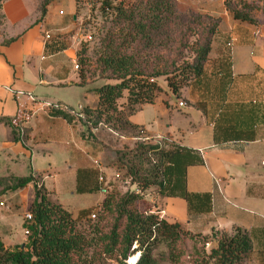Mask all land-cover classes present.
Here are the masks:
<instances>
[{
  "label": "crops",
  "instance_id": "crops-1",
  "mask_svg": "<svg viewBox=\"0 0 264 264\" xmlns=\"http://www.w3.org/2000/svg\"><path fill=\"white\" fill-rule=\"evenodd\" d=\"M242 1L255 4L248 10L252 21L234 17L224 0H177L219 18L202 71L179 95L163 79L168 88L165 96L158 90L152 101L143 102L128 118L198 149L202 157V162L185 167L187 198L144 191L150 195L151 208L192 232L245 228L251 242L248 262L264 264V0ZM60 2L50 0L39 19L19 18L17 27L4 35L12 37L8 42L0 33V115H14L17 102L32 107L28 118L19 123L27 128L25 145L11 139L9 126L0 121V176L30 171L76 216L87 206L72 209L59 191L65 188L73 195L90 197V190L80 191L78 179L90 178V170L96 169V182L109 186L116 170L103 160L107 147L96 131L88 135L77 119L50 114L48 106L42 105V100H48L66 110L63 106L94 104L89 97L80 99L88 84L78 83L75 69V3L71 0L66 11ZM23 4L3 0L4 22L17 19ZM171 92L173 104L186 105L184 110L169 108ZM144 108L148 118L139 114ZM96 190L99 197L91 204L103 197V187ZM32 195L31 181L0 190V239L5 245L26 240L23 212Z\"/></svg>",
  "mask_w": 264,
  "mask_h": 264
},
{
  "label": "trees",
  "instance_id": "trees-1",
  "mask_svg": "<svg viewBox=\"0 0 264 264\" xmlns=\"http://www.w3.org/2000/svg\"><path fill=\"white\" fill-rule=\"evenodd\" d=\"M98 1V11L108 19V25L99 37L95 61L104 76L119 80L95 87V103L81 105L83 117L55 106H48L47 111L68 121L77 119L90 134L95 129L92 125L101 121L120 141L130 140L134 146L115 150L114 161L122 167L117 178L127 181L130 187L121 190L114 182L109 187L100 181L79 187L78 179L80 191L103 187L104 194L91 207L81 208L73 216L52 190L44 186L42 179L30 171L0 176V190L21 187L28 181L33 186V195L26 204L31 217L23 218L22 222V227L27 228L26 240L5 245L0 239V264H105L108 259L118 264L176 262L185 236H201V242L206 240L207 233L189 231L178 221L166 220L158 208L141 205L147 186L160 196L187 198L185 167L202 162L200 151L170 138L136 139L140 129L147 130L143 124L129 120L128 115L143 102L153 100L160 89L156 80L160 75L175 95H179L184 85L193 83L202 71L219 18L190 6L179 10L176 0ZM2 2L0 0V23ZM224 5L236 18L254 19L248 12L253 3L224 0ZM43 10L41 4L40 14ZM10 39L12 37L3 41ZM77 75L78 83L85 84L81 69ZM124 90L126 109L116 102ZM31 111L32 107L17 102L14 115H0V121L9 126L11 139L23 145L27 128L20 127L19 123L26 120ZM212 232L217 233V230L212 229ZM218 232L215 244L206 254L209 264L248 261L251 242L245 228L235 225L229 232ZM158 246L161 250L154 252ZM135 251H138L136 257L127 261ZM196 259L198 264H206L203 256L196 255Z\"/></svg>",
  "mask_w": 264,
  "mask_h": 264
},
{
  "label": "rangeland",
  "instance_id": "rangeland-1",
  "mask_svg": "<svg viewBox=\"0 0 264 264\" xmlns=\"http://www.w3.org/2000/svg\"><path fill=\"white\" fill-rule=\"evenodd\" d=\"M23 6L22 11L16 15L17 19H11L9 21H5V14L3 11V18L0 23V33L3 36L2 39H5L4 35L8 34V29H14L17 26V20L19 18L27 19L28 21H32L34 19H39L41 17L40 15V6L41 4L45 5L50 0H22ZM61 6L66 11L71 6V0H60ZM98 0H74L75 8H74V15L77 21V33H78V40H77V53L75 57L76 66L75 69L78 71V69H81L83 72V81L88 84V89L83 93L84 95H80V99L82 101H85L87 97L90 98V103H95L96 101V92L95 87L99 86L102 83L105 82H116L119 79L113 78V77H106L104 76L97 67V63L95 61V50L98 47L99 44V37L103 33L104 28L108 25V19L103 17L99 11H98ZM177 4V0H176ZM187 6H184L182 4H177V8L179 10L185 9ZM1 39V40H2ZM158 80V83L164 87L161 90L159 89V93L165 96V92L168 90L166 87L163 77L160 75L156 79ZM122 96L118 97L116 99L117 104L123 108L126 109L125 102V90ZM85 93L87 95L85 96ZM169 98V108L175 112V110H184L186 107L182 106L177 108L175 104H173V100L175 98V95L171 92ZM84 97V98H83ZM79 99V98H78ZM43 101V100H42ZM82 105L81 103H78ZM43 105V104H42ZM77 104H73L71 106H76ZM93 105V104H92ZM44 106V105H43ZM147 108H144L143 111H140L139 114L143 117L148 118L149 112L146 111ZM146 128V127H145ZM147 129V128H146ZM93 131H96L95 133L99 135L103 140H105L104 145H106L107 148L105 149V152L103 154V160L107 161L110 165H112L115 170V178L113 180L109 181V187L112 186V182H114L118 188L123 190L127 186L130 187V185L127 183V181H121L118 177V172H122V167L117 166L115 159H116V151L117 149H123L127 150L126 148L133 147L132 142L128 139H125L123 141H120L117 139L114 134H111L103 125L96 126V129ZM87 132V131H86ZM88 135H90V132H87ZM111 154V156H110ZM120 174V173H119ZM96 176L97 172L96 169L90 170V178L87 180H80L79 187L87 186V185H93L96 183ZM50 179H47L46 182L50 183ZM113 183V184H114ZM107 185V184H102ZM151 186H147V188L144 190L145 192L151 189ZM59 195L61 199H63L65 202L68 203V206L72 209L75 208L77 205H84L87 207H91L93 204L92 201L99 197V191L96 189L90 190V197L86 196L85 198L81 197L80 195H73L70 191V189H63L62 192L59 191ZM85 195V194H83ZM143 204H149L151 207L152 200L150 199V195L147 193L146 195H142V201L141 205ZM24 218V217H23ZM26 234V233H25ZM219 235V232L217 230V233H214L211 231L207 233V236L205 237V241L201 242V236L198 237H188L185 236L184 238V247L181 249V251L178 252V257L176 262H161L156 264H198V259H196V255L203 256L206 264H209L210 258H207V252H209L210 247L213 246L216 242V238ZM161 246H158L155 251H160ZM137 251L133 252L132 254L136 253ZM130 254L126 260L129 261L131 255ZM105 264H118V262L114 259H108V261ZM240 264H250L248 263L247 259H243Z\"/></svg>",
  "mask_w": 264,
  "mask_h": 264
},
{
  "label": "built area",
  "instance_id": "built-area-1",
  "mask_svg": "<svg viewBox=\"0 0 264 264\" xmlns=\"http://www.w3.org/2000/svg\"><path fill=\"white\" fill-rule=\"evenodd\" d=\"M60 11V10H59ZM44 36L45 37H48L49 34L48 32H44ZM227 44H230V42L228 41ZM152 79V78H150ZM16 93H22L21 90H15ZM28 96L30 98H33V95L32 94H28ZM42 104L45 105V106H58L59 103L57 102H52V101H48V100H43L42 101ZM177 104H182V100H177ZM67 112L71 113V114H74L76 115L77 117L78 116H81L83 117L82 115V112L80 111L81 109V105L80 104H77L76 106H72V107H69V106H63ZM99 125H104L105 127H107L105 124H103L101 121H98L96 125H92L93 128H95L96 126H99ZM108 129H110L109 127H107ZM111 130V129H110ZM145 130V129H144ZM147 130V131H146ZM144 132L143 129H140V132L139 134H137L135 136V138L137 139H142L144 141H160L162 139H166V138H169L166 134L162 133V132H159V131H151V130H148L146 129ZM262 162H264V160H262ZM0 203H2V201H0ZM23 217L26 218V219H29L31 217V214L28 210H25L23 212ZM23 229V232L24 233H27V228L26 227H22Z\"/></svg>",
  "mask_w": 264,
  "mask_h": 264
},
{
  "label": "water",
  "instance_id": "water-1",
  "mask_svg": "<svg viewBox=\"0 0 264 264\" xmlns=\"http://www.w3.org/2000/svg\"><path fill=\"white\" fill-rule=\"evenodd\" d=\"M138 254V251L134 254L131 255V257L129 259H134L136 257V255Z\"/></svg>",
  "mask_w": 264,
  "mask_h": 264
}]
</instances>
